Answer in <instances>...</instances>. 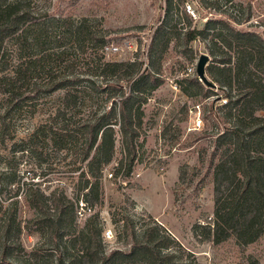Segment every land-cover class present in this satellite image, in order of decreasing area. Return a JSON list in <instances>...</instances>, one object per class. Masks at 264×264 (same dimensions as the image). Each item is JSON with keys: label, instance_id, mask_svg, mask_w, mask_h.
Instances as JSON below:
<instances>
[{"label": "rangeland", "instance_id": "374dc122", "mask_svg": "<svg viewBox=\"0 0 264 264\" xmlns=\"http://www.w3.org/2000/svg\"><path fill=\"white\" fill-rule=\"evenodd\" d=\"M25 1L32 16L43 25L40 31L42 46L29 50L27 55L41 59L31 70L33 78L30 87L35 83L44 86L48 77L90 74L82 76L93 81L99 91L104 85L100 83V78L91 75L96 72L98 59L102 62L140 60L145 67L152 34L161 23L167 29L175 28L180 35H175L165 50L161 65L162 85L143 106L142 135L136 146V162L131 173L125 176L123 169L116 177L113 175L125 159L118 140L112 161L103 167L100 201L94 206L81 203V189L87 177L79 176L84 165L79 162L80 157H76L75 149L69 143L59 146L56 140H52L51 132L60 126L54 116L64 95L63 90L52 94L40 92L36 99L27 100L21 107L10 111L5 125L2 124L9 105L6 91L10 85L6 64H11L17 56L12 44L6 42L8 56L6 63L0 64V173L6 174L4 186H0V204L6 206L12 200L17 201L15 207L23 224L34 216L23 200V190L13 197L17 185L6 186L7 174L13 171H17L25 183L36 184L34 188L38 187L50 199L52 195L58 196L63 192L68 198L77 200L76 212L81 215L75 214L71 227L66 230L69 233L59 243L64 256L74 255L79 264H91L90 258L83 257L81 252L85 248L82 241L84 226L94 215L102 226V232L111 231L110 239L100 237L105 254L111 250L123 252L128 249L122 234V220L129 218L139 239L159 246L165 264H246L249 258L264 264V235L248 246H239L233 240L219 245L205 240V233L200 228L212 224V184L204 185L195 193L185 185H176L180 167L197 165L198 155L209 146L208 141L192 145L186 142L193 134L211 130L209 122L204 119V111L211 99L216 97L203 99L184 81L194 76L201 54L209 57L208 65L212 63L206 49L207 42L204 44L196 40L186 47L181 36L186 26L184 12L189 0ZM194 1L197 2L198 18L193 20L189 17L192 27L201 29L208 19H226V15L220 14L225 11L237 19L249 16L247 23L234 26L261 34L264 38V0H232L233 3L210 0L219 4L220 12L204 9L199 0ZM78 24L84 25V29L94 33L98 40L120 46L122 50L115 55H105L99 44L94 47L84 36L77 42L73 29ZM50 66L54 70L49 74L47 70ZM84 86L79 87L80 90L86 89ZM183 88L188 89L189 95L183 93ZM212 90V94H221L217 88ZM89 93L91 99L85 102L80 112L106 106L105 99H95L91 89ZM258 115L264 117V111L258 112ZM40 127L44 128L39 130V136L28 144V138ZM23 149L26 151H21ZM21 243L27 253L41 247L44 259L56 256L47 252L55 246L48 233L24 230Z\"/></svg>", "mask_w": 264, "mask_h": 264}, {"label": "trees", "instance_id": "16d2710c", "mask_svg": "<svg viewBox=\"0 0 264 264\" xmlns=\"http://www.w3.org/2000/svg\"><path fill=\"white\" fill-rule=\"evenodd\" d=\"M199 1L204 9L220 12L218 3ZM225 2L233 3L232 0ZM184 14L186 26L181 33L184 43L186 47L196 40L208 43L206 49L212 63L205 69L206 76L221 94H212L213 90L206 88L196 74L184 79L203 99L216 97L204 111V119L209 122L211 130L193 134L186 142L192 145L208 141L209 146L198 155L197 165L180 167L176 185H185L195 193L204 185L212 184V224L200 228L205 233V240L213 245L233 240L239 246H248L264 235V117L258 115L264 111V38L261 34L234 26L247 23L249 16L237 19L223 11L220 14L226 15V19H208L198 29L192 27V20ZM41 27L43 25L32 16L25 0H0V64L6 63L8 56L6 42L11 43L17 53L11 64H6L9 105L2 124L5 125L10 111L36 99L40 92L52 94L63 90L64 95L54 116L60 126L51 132L52 140H56L59 146L69 143L75 149L76 157L79 156V162L84 165L79 176L87 177L81 189V203L94 206L100 201L103 167L112 161L118 140L125 159L113 175L116 177L123 169L125 176L131 173L136 162V146L142 135L143 106L162 85L161 65L165 50L171 39L180 34L175 28L167 29L161 23L152 34L145 67L140 60L102 62L98 59L96 72L91 74L100 78L104 85L98 91L93 81L82 76L90 74L48 77L44 86L35 83L30 87L31 70L41 59L27 55L29 50L42 46ZM73 32L77 42L84 36L94 47L99 44L101 51L107 45L103 39L98 40L94 33L85 30L84 25H76ZM53 70L50 66L47 71L50 74ZM81 86L86 89L80 90ZM89 89L95 99H105L106 106L103 109H86L82 113L79 110L91 99ZM183 93L189 95L188 89L183 88ZM67 114L69 118H66ZM43 128L33 132L28 144L39 136V130ZM5 175L0 173V186H4ZM7 176L6 186L17 185L13 197L22 189L23 200L34 216L23 224L15 207L17 201L12 200L6 206L0 204V264H79L74 255L64 256L59 243L67 236L69 232L66 230L75 219L77 200L68 198L63 192L58 196L52 195L50 199L38 187L34 188L36 184L25 183L17 171ZM122 222V234L128 247L126 251L111 250L106 254L102 251V226L94 215L84 226L82 241L85 248L81 255L90 258L91 264H165L156 243L139 239L129 218ZM24 230L48 233L55 246L47 252L56 255L55 258L44 259L41 247L27 253L21 243ZM246 264H258V261L249 258Z\"/></svg>", "mask_w": 264, "mask_h": 264}, {"label": "built area", "instance_id": "2783aa9c", "mask_svg": "<svg viewBox=\"0 0 264 264\" xmlns=\"http://www.w3.org/2000/svg\"><path fill=\"white\" fill-rule=\"evenodd\" d=\"M189 4L186 5L185 13L189 15V17L193 20H197L198 14L196 12V3L194 0H189ZM127 44V43H126ZM126 44H124L126 46ZM122 48L120 46L114 45V44H107L103 47L102 53L105 55H115L116 53L120 52ZM197 124L199 125V121H197ZM90 211V209L88 210ZM78 215H81L80 212H77ZM104 239H110L111 238V231L106 230L102 234Z\"/></svg>", "mask_w": 264, "mask_h": 264}, {"label": "water", "instance_id": "95a60500", "mask_svg": "<svg viewBox=\"0 0 264 264\" xmlns=\"http://www.w3.org/2000/svg\"><path fill=\"white\" fill-rule=\"evenodd\" d=\"M209 57L205 54H201L196 63L195 74L198 80L206 87L210 89L216 88V85L212 83L206 76L205 69L208 65Z\"/></svg>", "mask_w": 264, "mask_h": 264}]
</instances>
